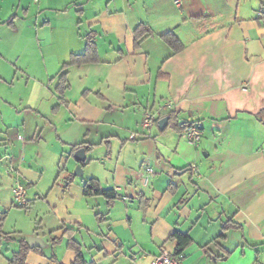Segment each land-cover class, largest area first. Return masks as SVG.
Returning <instances> with one entry per match:
<instances>
[{"label": "crops", "instance_id": "crops-1", "mask_svg": "<svg viewBox=\"0 0 264 264\" xmlns=\"http://www.w3.org/2000/svg\"><path fill=\"white\" fill-rule=\"evenodd\" d=\"M175 1L0 0V25L19 34L13 45L0 36L1 56H22L14 49L33 29V8L36 22L52 31L45 40L36 31V45L50 54L55 71L46 64L42 91L22 109L36 125L25 127L23 119L14 137L9 119L0 129L3 234L47 243L36 245L26 264L74 261L67 237L51 242L63 224L80 227L73 237L97 264H151L163 248L176 250L175 231L193 238L183 264H264V0ZM5 2L10 8L2 11ZM142 22L152 34L137 47ZM168 30L183 50L174 53L161 38ZM89 32L99 61L65 69L69 87L61 103L62 65L85 51ZM0 88H7L2 103L18 110L23 99H10L3 82ZM147 111L156 119L175 111L180 123L201 129V140L190 143L187 130L170 121L163 130L158 123L143 127ZM22 131L32 142L18 138ZM79 142L95 144L86 151L83 176L73 173L72 145ZM89 178L120 197L84 196ZM16 181L27 188V207L13 200ZM228 221L237 227L224 230ZM17 248L3 241L0 264H10Z\"/></svg>", "mask_w": 264, "mask_h": 264}, {"label": "trees", "instance_id": "trees-1", "mask_svg": "<svg viewBox=\"0 0 264 264\" xmlns=\"http://www.w3.org/2000/svg\"><path fill=\"white\" fill-rule=\"evenodd\" d=\"M264 19V12L262 13V17ZM152 30L148 26L147 23H140L135 28V45L138 47L140 45V42L142 38L145 35H151ZM86 38V48L83 53L79 54H72L70 57V60L68 62H65L62 65V73L59 77V83L56 87V93L58 94L60 102H64V92L66 89H68V80H67V72H65V69H67L70 66L73 65H83L87 63H95L99 61V55H98V48L95 41V33L89 32L85 35ZM161 38L172 48L173 52H179L184 49L185 45L182 42V40L178 37V35L172 31L168 30L161 34ZM264 112V110H263ZM168 116L170 125L173 127L180 129V130H187L191 125H193V122L184 121L180 123L178 121V115L175 111H170L166 114H162L159 118L155 120L154 123H158L161 117ZM95 144H88L87 142H79L74 145H72V151L71 155L73 153L81 148L84 147L87 150L89 148L93 147ZM87 162H82V166H84ZM74 177L73 174L69 175L67 178L68 180H72ZM83 195L86 197H92V196H103L109 201H113L117 198H119V194L117 193L116 189L114 187H103L100 183V181L96 178H89L87 179L83 184ZM22 207H27V203L24 205H21ZM5 212L0 211V244L3 241H16L18 244L17 250L13 253V257L10 260V264H26V258L30 251L39 250V246H30L27 238L20 237L18 239L11 238L10 236H5L3 234L2 228L5 221ZM99 215V214H98ZM232 227H237L235 222L228 221L223 225V229L227 230ZM79 226H68L66 224H63L59 230L61 233L59 235H55L52 237L51 242L53 245H57L60 243L63 238H68V248L72 249L75 252V259L71 264H97L94 260H87L83 253V248L80 242H78L76 239H74L73 235L74 233L79 229ZM37 229V228H36ZM220 236H223L221 234ZM171 238L175 239L177 241V247L176 250L173 251V254L176 256H179L182 254L184 249L190 245L193 241V238L191 235H189L186 232L181 231H175ZM52 259H56V256H52ZM62 264V263H59Z\"/></svg>", "mask_w": 264, "mask_h": 264}, {"label": "rangeland", "instance_id": "rangeland-1", "mask_svg": "<svg viewBox=\"0 0 264 264\" xmlns=\"http://www.w3.org/2000/svg\"><path fill=\"white\" fill-rule=\"evenodd\" d=\"M3 7L4 9H2V11H6L8 8H10V5L9 3L5 2ZM13 10L12 15L15 14V8H13ZM19 12L20 19H17V30L21 29V26L24 24L23 20L25 17L24 15L22 16V7L20 8ZM47 16L48 15L45 14V17ZM35 17L36 11L35 8H33L31 14H29L28 17V22L30 23L29 26H31V28L33 29L32 31L25 30V33L21 37L20 44L14 49V53L22 54V56L20 58H17L16 55L11 54L8 58H6L0 55V77H2L3 79V81H0V84L3 82L5 86H8V88L10 89V92H8L10 93L8 97L10 99L12 98L13 101L21 103L19 100L23 99V102L21 104H17L19 109L16 110L10 105L2 103V99L0 98V129H2L3 126L2 120L9 119L7 120V124L10 122L11 124L9 123V125L13 127V137L16 136L18 133L17 128L19 126L23 127V119L25 120V127L29 125L31 127H34L36 125L37 121L33 119L32 115H28V113H25V110L22 109H25V105L28 103V101L30 102V100L37 98V93H40L42 91V82H40V80H42V78L46 74V64L48 65V69H51V71H55L51 68L50 54L44 55L45 53L48 54L47 50L45 49L42 52L39 45H36V31H39L40 40H45L46 38H48L52 31L46 25L42 26V22L38 24L36 22ZM40 19H44V16H42ZM81 31L83 32L84 28H81ZM30 34H34L33 39L29 37ZM16 35L19 34L14 31L13 27H8L7 25H0V36L3 37V39H5L7 43L10 42L13 45L14 36L16 37ZM4 44L6 45L5 42ZM50 73V76L48 77V79L46 78L44 84H47V82H49V79H53L51 77L55 75V72ZM6 90L7 88H0L1 92H6ZM21 110L23 111V113ZM9 125H7V127ZM7 127L3 128L4 131ZM21 134L27 140V142H32L33 139L29 138L31 136H28L27 132L22 131ZM31 155L36 158L35 152ZM18 206L21 207V205ZM61 242L57 245L61 244Z\"/></svg>", "mask_w": 264, "mask_h": 264}, {"label": "built area", "instance_id": "built-area-1", "mask_svg": "<svg viewBox=\"0 0 264 264\" xmlns=\"http://www.w3.org/2000/svg\"><path fill=\"white\" fill-rule=\"evenodd\" d=\"M176 4H180L178 0ZM156 120V115L150 111L145 113L142 120V125L145 128L150 127ZM202 131L199 127L191 125L186 131V138L190 143H197L201 140ZM19 139L25 140L22 135L18 136ZM196 171V169H194ZM153 172L152 169L149 170ZM13 200L18 205H24L27 203V188L24 184L16 181L12 188ZM151 264H183L182 255L176 256L172 251L167 248H163L157 255L152 259Z\"/></svg>", "mask_w": 264, "mask_h": 264}, {"label": "water", "instance_id": "water-1", "mask_svg": "<svg viewBox=\"0 0 264 264\" xmlns=\"http://www.w3.org/2000/svg\"><path fill=\"white\" fill-rule=\"evenodd\" d=\"M168 122H169L168 116L161 118L158 122L159 128L163 130L168 125ZM73 157L78 162L73 173L76 176H80L83 174V171H84L81 163L87 162L86 149L84 147L77 149L73 153ZM27 240H28L30 246L39 245V246L45 247L47 245L46 241H44L43 238H41L40 236H37V235H30L27 237Z\"/></svg>", "mask_w": 264, "mask_h": 264}]
</instances>
